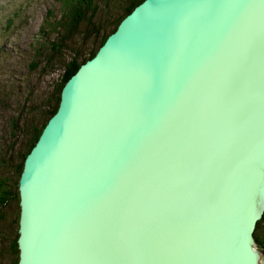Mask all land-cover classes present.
Wrapping results in <instances>:
<instances>
[{"label":"water","instance_id":"water-1","mask_svg":"<svg viewBox=\"0 0 264 264\" xmlns=\"http://www.w3.org/2000/svg\"><path fill=\"white\" fill-rule=\"evenodd\" d=\"M18 264H264V0H144L64 84L19 179Z\"/></svg>","mask_w":264,"mask_h":264},{"label":"rangeland","instance_id":"rangeland-1","mask_svg":"<svg viewBox=\"0 0 264 264\" xmlns=\"http://www.w3.org/2000/svg\"><path fill=\"white\" fill-rule=\"evenodd\" d=\"M60 1L0 0V163L5 159L12 161L16 155L13 149L18 146H13L10 123L16 116L18 123L41 120L42 107L63 73V65L72 55L65 47L51 46L53 42L60 44L59 38L63 33L55 30V24L61 17ZM119 1L95 0L99 10L96 21H102L110 7L118 5ZM119 15L118 10L113 13L114 18ZM81 28L86 29L85 23ZM81 41L79 37L63 43L85 50L86 57L93 47L92 42L97 43L98 37L91 39L86 46L81 45ZM11 213L4 210L6 220L0 223V232L6 236L11 235L7 229L11 227ZM262 225L264 227V223ZM0 264H9L6 254H0Z\"/></svg>","mask_w":264,"mask_h":264},{"label":"trees","instance_id":"trees-1","mask_svg":"<svg viewBox=\"0 0 264 264\" xmlns=\"http://www.w3.org/2000/svg\"><path fill=\"white\" fill-rule=\"evenodd\" d=\"M144 0H120L118 5H112V8L106 12V16L102 21H96L98 14V7L95 0H61L60 7V19L56 22V31H63L59 38L60 44L53 42L51 46L55 48L65 47L68 53H71L70 59L63 65V73L60 75L59 80L54 83L53 90L51 91L48 101L44 103V111L39 122L18 123V116L13 121L10 127V135L14 139V145L17 148L16 155L12 157V161L4 160L0 163V223L6 220L4 210H10L11 227L7 229L11 235L6 236L3 232H0V240L2 244L0 246V254H6L9 258V264H18L19 250H18V229H19V179L23 170L24 160L28 153L31 151L35 143L37 142L40 134L47 124L48 120L55 114L58 109L60 95L64 84L69 78L76 73L79 67L87 60L95 56L98 49L103 45L105 40L110 34H112L121 20L128 15L137 5ZM118 10L120 14L114 18L113 13ZM108 22L112 24L108 25ZM85 23L86 29L81 28V25ZM44 28V26L42 27ZM43 31V30H42ZM82 38L81 45L89 43L91 39H97L98 42H92V49L88 51L85 57L86 51H80L77 48L71 46H65L63 41H70L73 38ZM62 39V41H61ZM20 141H19V140ZM18 140V141H17ZM14 213V214H13ZM264 214L254 231V238L258 243V246L264 253Z\"/></svg>","mask_w":264,"mask_h":264}]
</instances>
